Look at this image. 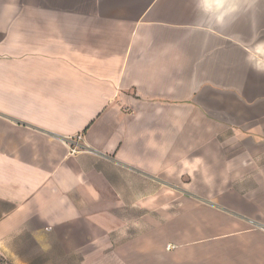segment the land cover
<instances>
[{"label": "crops", "instance_id": "obj_1", "mask_svg": "<svg viewBox=\"0 0 264 264\" xmlns=\"http://www.w3.org/2000/svg\"><path fill=\"white\" fill-rule=\"evenodd\" d=\"M207 5L0 0V264H264V0Z\"/></svg>", "mask_w": 264, "mask_h": 264}, {"label": "built area", "instance_id": "obj_2", "mask_svg": "<svg viewBox=\"0 0 264 264\" xmlns=\"http://www.w3.org/2000/svg\"><path fill=\"white\" fill-rule=\"evenodd\" d=\"M81 139H82L81 136H77L76 140H75V139L71 140L72 144L74 145V146L71 148V154H72V155H75V154L79 153V149H78L77 145H78V142H79ZM250 223H251L252 225H255V226L258 225V224H256L254 221H252V220H250ZM258 226H259V225H258ZM261 227H263V226H261ZM262 229L264 230V227H263ZM169 248H171V246H169Z\"/></svg>", "mask_w": 264, "mask_h": 264}, {"label": "clouds", "instance_id": "obj_3", "mask_svg": "<svg viewBox=\"0 0 264 264\" xmlns=\"http://www.w3.org/2000/svg\"><path fill=\"white\" fill-rule=\"evenodd\" d=\"M205 3H206V7H210L209 5H207V0H205ZM257 71H264V69H255Z\"/></svg>", "mask_w": 264, "mask_h": 264}]
</instances>
